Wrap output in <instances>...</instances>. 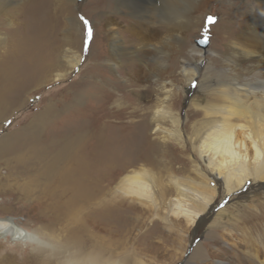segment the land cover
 Masks as SVG:
<instances>
[{"label":"bare ground","instance_id":"bare-ground-1","mask_svg":"<svg viewBox=\"0 0 264 264\" xmlns=\"http://www.w3.org/2000/svg\"><path fill=\"white\" fill-rule=\"evenodd\" d=\"M104 1L85 0L83 5L93 7V13L102 8L106 9L101 23L108 33L105 38H107L109 53H106L105 61L108 63L109 70L111 72L122 70L121 72L129 79L138 72L133 71L136 64L143 66L140 61L142 56L154 59V64H156L157 73L147 76L151 82L152 78H155L153 82L159 85L155 96L156 105L147 122L140 120L129 125L143 132L146 127H149L152 135L158 134L159 131L164 133L167 139L180 144L181 148H187L189 154L191 153L197 160L192 167L194 177L174 180V195H169L170 198L167 201L164 198L162 205L168 206L166 207L170 217L185 220L191 226L196 227L197 231L202 232L203 229L204 232L206 222L214 213L216 219L222 220L215 227L216 229L230 228L233 221H236L237 215L229 213L228 210L236 211L235 208L244 207L245 202L252 196L258 198L260 193H264V0H236V2H242L244 21L239 24V39L235 41V46H231L229 57L227 56L229 67L232 69L231 73L224 76L225 80H220L221 82L208 83L199 93V98H190L189 105L193 108L194 115L193 120L190 118L192 122L188 133L181 126L179 115H174L170 109L169 102L174 84L163 80L158 73L164 72V62L168 57L167 51L172 49L175 43L183 41L185 43L188 37L193 38L199 30L205 13L204 7L219 0H108L107 7ZM222 1L225 4L227 0ZM74 3L75 0H22L15 11L24 23V25H19L27 28L29 33L26 34L16 54L9 52V55H16V58L20 57L19 54L24 56L22 60L25 64H23L21 73L25 81L27 80V86L37 88L50 81H62L78 66L80 62L78 53L83 43V36L80 35L79 39L78 37L84 28L74 17L69 18V14H66L68 21L61 25L57 18V5L72 7ZM223 3H220V12L225 10ZM6 5L8 4L4 1L0 3V18L9 27L12 22L8 19L10 15L5 9ZM159 6L161 13L157 16L156 11ZM120 23L124 26L118 27ZM217 24L215 22L213 26ZM97 25L100 26V23ZM231 25L235 27L236 23H231ZM61 27H63L62 32ZM120 28H125V31H120ZM39 36L45 39V43L51 41L50 39L57 41L59 50L56 51L58 52L55 53L54 49L51 50L50 47L44 46L45 44L36 47L37 52L31 55L23 51L26 47L31 48L30 44L36 42ZM220 36L222 41L226 40L228 33H220ZM73 48L76 52H73ZM60 61L63 62L62 71L58 69ZM191 65L194 67L193 63ZM193 69L189 72L191 74L189 76L192 77L189 84L195 79L199 68ZM181 72L186 73L187 71L185 72L183 67ZM21 84L13 83L7 89V97L15 96ZM198 92L199 90L196 91ZM2 97L5 98V95ZM2 97H0V108L4 104ZM28 100L29 98L26 102ZM23 102L18 103L20 105L16 109L23 107L26 103ZM165 122L171 123L172 130L163 131L161 124ZM120 123L123 127L126 124L122 120ZM32 127L35 128V124ZM86 130L87 128L84 129L81 123L74 124L73 133L80 138L72 137L65 145L58 144L60 148L54 156L51 155L50 160L45 164L42 162L43 173L47 181L52 182V187L48 183V185L44 184V188H39L37 195L43 196V213L50 221V231L46 233L45 242L33 241V243L36 249H46L48 251L46 259H51V262L57 260L55 264H105L102 260L104 250L99 233L117 231L121 227V223L115 224L113 220L118 207L108 201L111 193L129 194L135 201L146 200L143 204L147 202L149 207L155 209L160 204L161 197L159 196L162 190L152 191L151 182L154 187L156 185L159 187L161 184L163 187V182L158 180L160 184L158 185L153 174L147 173L143 167L124 174L117 185L115 184V190L109 192L111 191L109 184L106 183L105 177L101 176L105 173L104 171L102 173L103 168L99 169V165L95 164L90 168L91 166L80 155L82 142L87 135ZM99 134L100 131L94 138L97 142L101 141ZM125 143L127 144V141ZM18 145V142L11 138H0V156ZM113 145V143L110 144L111 147ZM99 153L98 156H100ZM110 157V161L106 162L108 163L106 164L107 169L117 164L129 166L138 162L130 158V153L125 158ZM144 162L150 164L147 160ZM102 163L104 165V162ZM28 183L27 181L20 186L22 192L28 189ZM143 204L139 203V207ZM220 206L224 208L215 211L222 208ZM110 224L113 227L110 228ZM58 226L61 227V234H55ZM214 229L212 228L206 234L211 235ZM6 235H10V239L16 242L28 239V236L11 220H0V237ZM198 244L185 258V264H198L206 262L207 259H211L216 264H233L221 256V258L207 257ZM251 245L253 248H248L249 251L245 252L246 257L253 264H264V256H260L264 255V236L258 235L253 238Z\"/></svg>","mask_w":264,"mask_h":264},{"label":"rangeland","instance_id":"rangeland-1","mask_svg":"<svg viewBox=\"0 0 264 264\" xmlns=\"http://www.w3.org/2000/svg\"><path fill=\"white\" fill-rule=\"evenodd\" d=\"M2 1L8 4L5 9L10 15L8 19L12 25L6 26L0 18V97L5 95V98L2 97L4 104L0 108V138H11L19 145L14 149H9L8 152L1 155L2 157L0 156V220H11L28 236L29 240L16 242L10 239V235L0 237V264H55L57 262V260L55 262H51V259L47 260L48 251L43 248H34L33 243V241L45 242L46 235L50 231V221L43 213V196L37 195L39 188H44V184L48 183L52 187V182L47 181L48 179L43 173L42 162L45 164L50 160L51 155L54 156L60 148L57 146L58 144L65 145L72 137L80 138L73 133L74 124L80 123L84 129L87 128V135L82 142L80 155L91 166L90 168L95 165H99V169L103 168L102 173L103 171L105 173L101 176L107 180L106 183L109 184L111 190L109 192L115 190V184L117 185L124 174L141 167L145 168L147 173L153 174L157 183L158 180L163 182V187L162 184L159 187L157 185L154 187L151 182L152 191L162 190L161 196H159L161 197L160 202L158 201L160 204H157L156 209L149 207L147 202L143 204L146 200L135 201L129 194H110L108 201L118 207L113 220L116 222L115 224L121 223V227L117 231L99 233L104 250L102 260L105 264H185V258L191 254L197 243L209 258L221 256L233 264H253L246 257L245 252L249 251L248 248H253L251 245L253 238L258 235L264 236V193H260L258 198L256 196L249 198L244 207L235 208L236 211L238 210L237 212L233 209L228 210L229 213L237 215L236 221H233L230 228L216 229L215 227L222 220L216 219L214 213L206 222L204 232L203 229L202 232L199 230L198 232L196 227L191 226L183 219L170 217L167 212L168 206L162 205L163 200L167 201L170 196L174 195V180L194 177L192 167L197 160L191 153L189 154L187 148H181L180 144L167 139L164 133L159 131L158 134L152 135L149 127L144 126L146 128L143 132L131 126L135 121L144 120L147 122L156 105L155 96L159 85L153 82L155 78H152V82L147 78L149 74L157 73L155 60L142 56L140 61L143 66L136 64L133 71L138 72L129 79L126 74L121 72L122 70L111 72L107 61H105L106 53L109 51L107 38H105L108 33L101 23L105 17L106 9L102 8L93 13V7L83 5L85 0H75L72 7L63 4L57 5V18L61 25L68 21L66 14H69V18L74 17L84 28L78 37L79 39L80 35L83 36V43L80 46V53H78L80 62L64 80L50 81L37 88H32L27 86V80L25 81L21 73L23 64H25L22 60L24 56L19 54L21 58L18 56L16 58V55H9V52L16 54L17 49L26 38V34L29 33L27 28L19 25H24V23L17 14L18 12L15 13L22 0H0V3ZM104 2L107 7L109 1L105 0ZM220 3L223 1H215L204 7L205 13L198 32L193 35V38H191L192 36L188 37L187 42L175 43L172 49L167 51L168 57L164 62V72L158 73L163 80L174 84L169 102L170 109L174 115H179L181 126L186 129L187 133L194 115V110L189 105L190 98H199V93L208 83L225 80L223 77L231 73L232 70L229 67L228 57L231 46L239 39V24L244 21L242 2L227 0L225 4H222L225 8L223 12H220ZM159 13H161L160 6L156 11L157 16H160ZM209 18H212V22H209ZM215 22L218 23L217 26H213ZM98 23L100 26L97 25ZM231 23H236L235 27ZM121 24H118V27L124 26ZM89 28H91L90 37L88 35ZM124 29L120 28V31H125ZM60 31H63V27ZM225 32L228 33V40L222 41L220 33ZM38 39L30 44L31 48L26 47V50L23 51L31 55L37 52L36 47L44 44L51 50H59L57 41L50 39L51 41L45 43L42 36H39ZM205 50L207 52H204ZM73 52H76L75 48H73ZM28 55L27 57H29ZM192 63L194 67H192ZM58 67L62 71V61L58 63ZM183 67L185 72L187 71L186 73L181 72ZM196 67L199 68L195 74L196 77L189 84V80L192 78L189 76L191 75L189 72L193 68L196 70ZM13 83L22 84L18 87L19 91L15 96L7 97V89ZM197 90H199L198 93H196ZM27 98L29 100L26 102ZM23 101L26 102L25 105L16 109ZM120 120L126 122L124 127ZM130 123L131 125H129ZM33 124H35V128L32 127ZM161 125L163 131L172 130L170 122ZM71 126L73 127L70 128ZM54 130L55 132H53ZM99 131L102 142H97L94 139ZM67 136H71V138ZM122 136L123 138H121ZM164 138L166 139L164 140ZM111 143L116 147L114 145L111 147ZM129 153L130 158L138 162L129 166L124 164L121 166L116 163L117 165H112L113 167L107 169L108 163L106 162L110 161V156L119 159V157H127ZM99 160L104 162L105 166ZM146 160L150 164H146L144 162ZM27 181L29 187L22 192L20 186ZM103 184L105 185V182ZM158 185L160 184L158 183ZM139 203L143 205L139 207ZM220 207L222 208L215 211L224 208V206ZM62 225L64 226V224ZM111 226L110 224V228ZM212 228H215L214 231H211L214 234H206ZM60 231L61 227L58 226L55 229V234H61ZM198 264L216 263L207 259L206 262Z\"/></svg>","mask_w":264,"mask_h":264},{"label":"snow or ice","instance_id":"snow-or-ice-1","mask_svg":"<svg viewBox=\"0 0 264 264\" xmlns=\"http://www.w3.org/2000/svg\"><path fill=\"white\" fill-rule=\"evenodd\" d=\"M83 19V18H81ZM209 22H212V18H209ZM85 24H87V21H85ZM88 35L91 36V28L88 29Z\"/></svg>","mask_w":264,"mask_h":264}]
</instances>
